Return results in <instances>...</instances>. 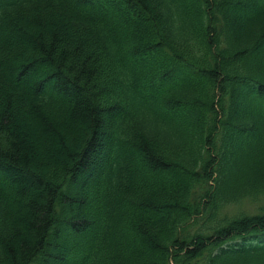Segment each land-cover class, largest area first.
Instances as JSON below:
<instances>
[{
	"label": "trees",
	"instance_id": "trees-1",
	"mask_svg": "<svg viewBox=\"0 0 264 264\" xmlns=\"http://www.w3.org/2000/svg\"><path fill=\"white\" fill-rule=\"evenodd\" d=\"M259 194L264 0H0V264H264Z\"/></svg>",
	"mask_w": 264,
	"mask_h": 264
},
{
	"label": "rangeland",
	"instance_id": "rangeland-1",
	"mask_svg": "<svg viewBox=\"0 0 264 264\" xmlns=\"http://www.w3.org/2000/svg\"><path fill=\"white\" fill-rule=\"evenodd\" d=\"M264 209V194L256 197H242L237 201H230L218 208L217 216L229 217L237 214H254ZM194 230V227H191Z\"/></svg>",
	"mask_w": 264,
	"mask_h": 264
}]
</instances>
